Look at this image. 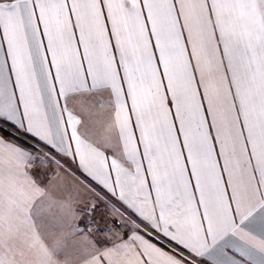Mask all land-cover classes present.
<instances>
[{"label":"snow or ice","instance_id":"obj_1","mask_svg":"<svg viewBox=\"0 0 264 264\" xmlns=\"http://www.w3.org/2000/svg\"><path fill=\"white\" fill-rule=\"evenodd\" d=\"M0 264H264V0H0Z\"/></svg>","mask_w":264,"mask_h":264}]
</instances>
